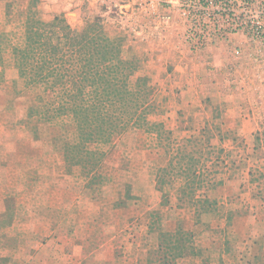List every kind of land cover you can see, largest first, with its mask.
<instances>
[{
	"label": "rangeland",
	"instance_id": "obj_1",
	"mask_svg": "<svg viewBox=\"0 0 264 264\" xmlns=\"http://www.w3.org/2000/svg\"><path fill=\"white\" fill-rule=\"evenodd\" d=\"M13 1L15 18L2 21L0 30V259L12 260L2 264L31 263L40 251L43 261L59 252L60 264H262L247 262L245 225L227 223L221 204L197 198L213 187L223 191L210 181L226 174L224 167H206L222 152L210 150L211 137L190 135L180 115H167L178 113L179 88L168 89L176 75L185 69L195 78L214 77L218 67L205 56L213 49L239 55L237 41L245 40L235 36L196 53L177 16L171 23L160 18L163 9L152 13L141 0H79L73 29L100 22L109 37H120L123 58L135 64L134 73L122 67L119 82L148 77L154 87L152 111L111 122L108 105L104 119L81 125L57 92L18 77L12 47L24 43L17 23L29 9ZM43 3L33 0L30 10L49 22L56 11ZM59 15L76 17L67 6ZM168 35L177 38L178 55L164 47ZM85 100L92 103L90 91ZM87 124L86 132L80 126Z\"/></svg>",
	"mask_w": 264,
	"mask_h": 264
},
{
	"label": "crops",
	"instance_id": "obj_2",
	"mask_svg": "<svg viewBox=\"0 0 264 264\" xmlns=\"http://www.w3.org/2000/svg\"><path fill=\"white\" fill-rule=\"evenodd\" d=\"M32 1L22 0L21 10L30 9ZM40 1L50 4V8L56 11L52 20L56 16L65 18L59 14L67 6L69 14L76 16L73 21L65 18L67 23L71 27L73 23H78L79 0H66L64 9L61 6L64 0ZM13 2L0 0V30L3 29L2 21L12 22V18H15L16 12H11ZM17 25L20 26V38V34L25 35L26 21L20 19ZM1 34L0 32V36ZM169 37H165L164 47L168 48L170 54L174 52L178 55L175 47L178 40L173 35ZM240 40L237 41L242 51L239 55L225 49H213L205 56L206 62H213L218 67L219 72L214 77L195 78L185 69L182 74L175 76L168 89L174 91L179 88V94H174L178 97L175 103L178 105V113L174 115L173 111L167 115L177 119L180 115L181 121L186 120L185 128L190 135L211 137L209 146L213 148L210 150L222 152L221 159L217 157L206 167H224L226 174L210 181L215 186L221 184L223 191L213 187L199 191L202 196L197 198L221 204V209L224 208L229 213L226 215L227 223H243L247 230V262L264 264V47ZM181 60L183 59L178 62H182ZM229 68L233 75H227ZM236 215L242 218L237 219ZM36 248L38 250L40 247ZM39 253L42 255L36 256L37 253L35 257L29 258V261H33L31 263L24 258L13 259V262L49 264L50 261L52 264H60L59 252L52 251V257L47 258L48 261H43L42 251ZM2 262L9 263L12 260L0 259V264ZM102 262L100 264H116L114 259ZM133 263L136 264V261Z\"/></svg>",
	"mask_w": 264,
	"mask_h": 264
},
{
	"label": "trees",
	"instance_id": "obj_3",
	"mask_svg": "<svg viewBox=\"0 0 264 264\" xmlns=\"http://www.w3.org/2000/svg\"><path fill=\"white\" fill-rule=\"evenodd\" d=\"M37 14L29 9L24 43L12 47L18 77L27 86L45 85L57 92L59 103H68L81 125L104 119L108 105L111 122H130L139 112L152 111L154 87L148 77L134 85L119 82L122 67L132 73L136 70L133 60L123 58L119 36L109 37L100 22H87L84 29L76 31L61 16L45 22ZM110 77V83L95 81ZM87 91L92 95L91 104L85 100ZM88 126L80 128L87 132Z\"/></svg>",
	"mask_w": 264,
	"mask_h": 264
},
{
	"label": "built area",
	"instance_id": "obj_4",
	"mask_svg": "<svg viewBox=\"0 0 264 264\" xmlns=\"http://www.w3.org/2000/svg\"><path fill=\"white\" fill-rule=\"evenodd\" d=\"M152 13L171 23L177 16L184 42L196 53L235 36L264 47V0H141ZM237 54H241L237 52Z\"/></svg>",
	"mask_w": 264,
	"mask_h": 264
}]
</instances>
